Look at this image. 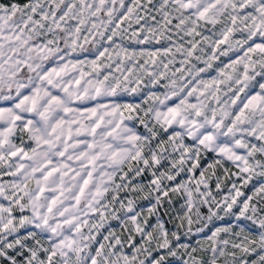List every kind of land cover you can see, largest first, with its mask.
<instances>
[{
	"label": "snow or ice",
	"instance_id": "snow-or-ice-1",
	"mask_svg": "<svg viewBox=\"0 0 264 264\" xmlns=\"http://www.w3.org/2000/svg\"><path fill=\"white\" fill-rule=\"evenodd\" d=\"M0 264H264V0H0Z\"/></svg>",
	"mask_w": 264,
	"mask_h": 264
}]
</instances>
